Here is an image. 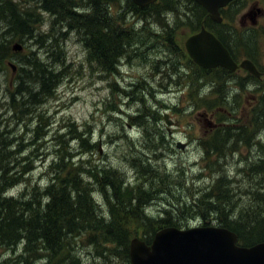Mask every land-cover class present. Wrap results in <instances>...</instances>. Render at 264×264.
Wrapping results in <instances>:
<instances>
[{"label":"rangeland","instance_id":"374dc122","mask_svg":"<svg viewBox=\"0 0 264 264\" xmlns=\"http://www.w3.org/2000/svg\"><path fill=\"white\" fill-rule=\"evenodd\" d=\"M64 1L76 5L81 13L88 11L83 7L87 6L86 0ZM168 1L175 12L143 17L133 13L125 0H107L106 5L115 18L113 23L119 18L117 25L126 33L123 55L112 68L89 58L78 32L64 29L66 67L55 65L58 71H63V77L54 94L30 106L31 114L15 111L14 104L24 110L21 99L15 103L10 101L9 90L13 91V86L7 87L6 71H0V120L5 129H11L14 140L11 145L18 141L16 148L11 146V150L17 152L11 158V166L25 172L17 177L16 185L6 189L4 197L28 201L38 194L35 187L43 192L55 176L51 174V167L60 156H71L69 161L85 165L82 178L84 183H89L87 188L97 216L106 222L110 221L111 213L115 215L122 207L119 202L125 207L130 196L135 198L143 193L142 201L146 200L143 215L136 216L126 229L130 244L135 238L147 243L153 231L152 223L159 219L174 220V225L178 226L168 227L179 229L206 227L193 207L219 175L239 181L229 185L237 196L238 210L248 211L253 207L254 203L250 202L256 194L264 193L261 177L253 168L264 156L261 150V145L264 146V80L259 83V110L262 112H252L254 94L246 93L240 103L241 110L233 115L234 124L246 122L245 127L236 137L237 141L228 144L231 148L224 155L223 163L220 160L214 165L218 159L205 158L203 140L213 135L210 108H217L219 112L222 106L217 103L221 91L217 87L219 95L215 106L210 99L214 75L202 71L185 48L186 40L200 32L202 26L212 29V21L194 0ZM15 2L33 7L42 15L43 20L38 24L41 32H47L53 25L54 18L42 9L39 0ZM226 16L231 25L222 35L229 38L227 42L236 56L242 59L252 54L259 61V52L264 48V0H247ZM244 18L245 25L249 22L254 29L244 28ZM30 85L38 89V84ZM200 95L205 98L201 100ZM235 109L227 107L228 111ZM165 113L176 122L170 131L164 120ZM219 115L225 114L219 112ZM137 116L145 117L147 125L137 122ZM237 131L232 129L227 137L231 140ZM179 142L186 144L185 150L177 147ZM88 143L92 146L88 147ZM88 169H96L103 178L95 182ZM98 172L97 179L100 178ZM110 181L122 187L124 200L115 196L116 189L107 185ZM38 198L46 201L45 195ZM190 202L192 208H185L184 214L183 211L177 213L181 205L186 207ZM122 212L127 211L122 209ZM181 216L186 221H182ZM116 220L118 224L123 222L119 217ZM208 226L219 227L216 223ZM103 237L94 236L91 240L87 235L70 240L74 254L83 264H128L124 247L117 242L105 245ZM23 246L22 242L10 247L0 245V264L5 261L18 264ZM43 258H33L31 264H45Z\"/></svg>","mask_w":264,"mask_h":264},{"label":"trees","instance_id":"16d2710c","mask_svg":"<svg viewBox=\"0 0 264 264\" xmlns=\"http://www.w3.org/2000/svg\"><path fill=\"white\" fill-rule=\"evenodd\" d=\"M39 1L42 3V9L54 18L53 25L47 32L40 31L38 24L43 18L35 12L33 7L23 6L15 0H0V71H4L3 73L6 71L7 87L13 86V91L9 90L10 101L15 103L18 98L21 99L24 110L21 107L18 108L17 104L13 105L18 113L31 114L32 111L28 110L31 105L38 104L42 98L55 93L63 77V71H58L55 65L60 64L65 68L67 61L63 40L66 35L63 32L64 29L77 31V34L82 37L81 41L85 49L88 50L85 51L89 58L101 64L104 63L112 68V64L123 55L126 33L117 25L119 18L116 17L113 23L115 18L109 10L110 6L106 5L107 0H86L88 8L86 5L83 6L85 11L88 10L86 13H81L80 9L76 5L72 6L70 1ZM125 2L133 13L143 17L146 14L160 16L164 12H175L174 6L169 5L168 0H158L157 3L145 8L138 7L132 0H125ZM200 8L207 14L201 6ZM59 26L63 29L58 30ZM17 43L23 47L20 52L13 50V46ZM31 43L36 47L32 48ZM10 61L16 62L13 64ZM9 67L12 69L10 70ZM10 71L13 73L11 76L8 74ZM30 84H38V89L32 88ZM200 96L201 100L205 98L202 97L203 95ZM205 96L207 97L206 93ZM210 109L216 110V108ZM259 112L261 113L262 110L260 109ZM136 120L141 121L143 126L147 125L143 116H137ZM39 123L41 130L42 118ZM232 129L224 128L203 140L205 158L210 160L217 157L218 159V162H213L214 165H218L220 160L223 163L224 155L230 149L228 144L234 141L233 137L231 140L227 137ZM73 132L76 133V130ZM146 132H148L147 129ZM10 133L11 129H5L0 120V245L10 247L17 246L19 242L24 244L22 254L18 257V264H31V259L40 256L44 257L45 264H83L74 254L70 240L87 235L91 240L94 236H104L103 244L117 242L124 247L129 264L130 235L126 229L136 216L143 215V206L146 204V200L142 201L143 193L135 198L130 196L129 203L125 207L119 202V206L122 207L117 209L115 215L111 213L110 221L106 222L97 216L96 206L87 188L89 183H84L82 178L86 170L85 165L79 161H69L72 159L71 156L68 158L60 156L51 167V174L54 173L55 176L43 192L35 187L34 190H38V194L28 201L23 199L18 202L13 197H4L6 189L16 185L19 181L17 177L25 174L11 166V158L17 152L11 150V143L14 140ZM80 141L86 142L82 139ZM259 144L261 145L260 141ZM13 145L16 148L18 141ZM91 146L88 143V147ZM261 150H264L263 145ZM254 165H256L253 167L255 173L261 177L260 182L264 184V156ZM88 170L95 182L103 178L96 169ZM97 172L99 179L96 177ZM214 180L209 191L199 196L193 207L202 223L205 226L216 223L219 227L229 229L237 235L238 245L242 247H252L264 242V193L256 194L257 197L250 202V204L254 203L253 207L248 211L238 210L237 196L233 194L234 189L229 185L233 181H239L229 179L227 175H219ZM107 185L116 189L117 198L125 199L120 185L114 181H110ZM38 195H45L46 201L38 198ZM192 202L186 207L181 205L182 209L179 208L177 213H181L185 208H192ZM122 209H126L127 212L123 213ZM116 217L123 222L118 224ZM180 219L186 221L182 216ZM158 224L166 226L159 227ZM174 224V220L169 218L152 223L153 231L148 235L147 243L149 245L152 243L158 230L168 226H178ZM58 256L59 259H55ZM1 264L8 263L5 261Z\"/></svg>","mask_w":264,"mask_h":264},{"label":"water","instance_id":"95a60500","mask_svg":"<svg viewBox=\"0 0 264 264\" xmlns=\"http://www.w3.org/2000/svg\"><path fill=\"white\" fill-rule=\"evenodd\" d=\"M132 1L144 8L158 0ZM195 1L207 10L212 21L221 23L223 17L220 10L232 0ZM185 47L190 58L200 67L237 68L222 42L205 28L189 37ZM22 49L18 43L13 46L15 52ZM241 66L260 76L252 62L244 61ZM164 120L169 131L176 124L168 113L164 114ZM177 147L184 150L186 144L179 142ZM237 242L238 237L234 232L221 227H166L155 234L151 245L139 238L132 240L129 254L131 264H264V242L252 247H242Z\"/></svg>","mask_w":264,"mask_h":264},{"label":"flooded vegetation","instance_id":"af4514ba","mask_svg":"<svg viewBox=\"0 0 264 264\" xmlns=\"http://www.w3.org/2000/svg\"><path fill=\"white\" fill-rule=\"evenodd\" d=\"M246 1L247 0H232L231 2H229L224 8L220 10L221 15L223 17V22L216 23L211 20L212 21L211 24L213 28L208 30L212 32L222 42L225 48L229 51L231 57L233 58V60L235 61L237 65V68L235 70H229V69H225L222 67H217V68H212V69L200 67L202 71L211 73V75H214V78L212 79V82H211V86L209 85L210 92H211L210 99L213 102V105H215V100L217 98L216 96L219 95V91L217 90V87H220V91H221V98H220V101L217 103V105L222 106L219 109V112L225 115H223L222 117H218L220 116L219 112H216V110L213 111V114L211 115L213 119L212 134L218 133L222 131L224 128L225 130L229 128L238 129L235 135L232 136L234 141L232 140L231 142H234V143L237 141L236 137L240 136V134L242 133V130L244 129L246 122L235 125L233 122L234 120L233 115L241 110L240 103L246 93L254 94L251 99L252 104H254L252 108V112L255 111L257 114H259V101L261 100V97L259 98V83L264 80V48L263 49L261 48L259 52V61L253 58L252 54L250 55L251 57H244L241 59L238 56H236L232 46L227 42V39L229 38L222 35L223 33L226 32L227 28L231 25V23L227 21L226 15H228L235 7L242 5ZM199 6L201 5L199 4ZM202 8L205 11H207L204 7ZM251 16L252 14L249 15L250 18ZM252 21L255 23L253 19ZM244 22H245V18L243 19V24H242L245 29H254V27H252L249 24V22L246 25ZM202 28H205V27L202 26L201 29ZM216 33H219L220 35L218 36ZM244 61L252 62L254 67H256L257 72L260 73V76H257L254 73L243 68L241 64ZM220 78H223L224 81H222ZM234 87H236V89H234ZM227 107H236V109L232 111H228ZM228 115H230L231 117H229Z\"/></svg>","mask_w":264,"mask_h":264},{"label":"bare ground","instance_id":"6f19581e","mask_svg":"<svg viewBox=\"0 0 264 264\" xmlns=\"http://www.w3.org/2000/svg\"><path fill=\"white\" fill-rule=\"evenodd\" d=\"M59 88V87H58ZM14 114V113H13Z\"/></svg>","mask_w":264,"mask_h":264}]
</instances>
